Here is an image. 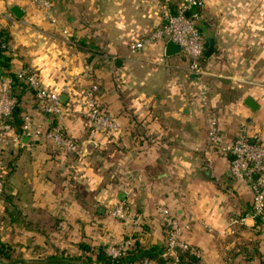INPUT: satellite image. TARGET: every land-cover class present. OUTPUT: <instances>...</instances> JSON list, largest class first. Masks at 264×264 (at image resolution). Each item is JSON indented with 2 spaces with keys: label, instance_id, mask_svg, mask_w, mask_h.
Segmentation results:
<instances>
[{
  "label": "crops",
  "instance_id": "crops-1",
  "mask_svg": "<svg viewBox=\"0 0 264 264\" xmlns=\"http://www.w3.org/2000/svg\"><path fill=\"white\" fill-rule=\"evenodd\" d=\"M164 4L171 13L178 0H53L49 12L28 0H0L6 41L1 72L35 71L46 88L67 97L65 134L82 150L88 139L98 144L78 156L28 137L27 146L5 152L7 195L0 198V213L8 214L16 253L11 264H51L52 256L81 257V245L107 251L129 238L165 250L160 205L181 222L201 264L264 261L253 190L231 175L230 155L209 147L187 58L166 56L165 44L130 50L166 23ZM197 24L206 41L214 40L203 78L224 140L246 134L264 146V0H206ZM229 52H237V95L235 78L226 73V60L235 61ZM93 85L100 108L116 123L111 136L94 134L81 112ZM248 98L255 109L246 105ZM24 106L33 127L44 132L56 122L33 95ZM118 205L134 223L112 216Z\"/></svg>",
  "mask_w": 264,
  "mask_h": 264
},
{
  "label": "built area",
  "instance_id": "built-area-1",
  "mask_svg": "<svg viewBox=\"0 0 264 264\" xmlns=\"http://www.w3.org/2000/svg\"><path fill=\"white\" fill-rule=\"evenodd\" d=\"M28 1L45 12H49L53 8V0ZM205 2L206 0H178L174 14H171L168 6L164 4L166 23L150 35L132 42L130 50L132 53H137L155 44L166 45L169 40L181 47L180 52L187 58L189 70L196 77V97L205 112L209 147L219 154L230 155L231 175L236 180L250 183L253 190L252 215L264 227V191L262 189L264 187V146L256 136L249 137L246 134L239 135L232 142H226L211 109L210 86L203 78L206 72L201 61L202 56L205 55V39L197 28V20ZM4 46L0 27V49ZM18 77L24 80L35 92L36 102L42 111L55 116L56 122L52 124L49 130L43 132L40 127H33L30 115L24 114L22 131L17 133L10 122L12 111L17 106V96L14 92L15 80L12 76L3 74L0 70V198L4 194L3 179L7 170L5 152L11 147L23 148L27 146V143L23 141L25 136L33 139L45 138L66 153L82 156L80 145L65 134L64 119L67 110L62 104L59 93L46 88L42 84L39 75L32 69H24ZM97 91V85H93L85 93V108L81 112L89 120L94 134L105 137L111 136L116 132L117 126L115 121L100 108L96 97ZM157 212L166 231L165 250L161 257H172L177 262V251H182L201 259V252L184 239L183 225L168 208L160 205ZM112 216L134 223L132 214L123 205L116 206L112 211ZM133 243L134 239L129 238L123 243L108 248L107 253L118 257ZM141 264L157 263L147 260Z\"/></svg>",
  "mask_w": 264,
  "mask_h": 264
},
{
  "label": "trees",
  "instance_id": "trees-1",
  "mask_svg": "<svg viewBox=\"0 0 264 264\" xmlns=\"http://www.w3.org/2000/svg\"><path fill=\"white\" fill-rule=\"evenodd\" d=\"M197 28L200 31V27L197 24ZM202 34V33H201ZM3 32H2V37H3ZM203 36V35H202ZM3 42L5 44L4 47H2L0 49V70L1 67H5V64L2 63V54L6 51V41L3 38ZM207 45V41L205 39V46ZM206 60L205 55L202 56L201 61L203 63V61ZM6 74V73H5ZM12 76V75H10ZM15 80V94L17 96V106L13 109L12 111V116L10 119L11 124L14 126V128L16 129L17 133H21L22 131V118L23 115L26 112L25 109V100L27 97V94L29 95H33L35 103L36 102V96H35V92L29 87V85L24 82V80H22L20 77L18 76H12ZM77 142V141H76ZM77 144H79L77 142ZM80 145V144H79ZM5 196L7 195V192L4 191ZM257 229L258 232L260 234H264V227L261 226V223L259 220H257ZM5 245L3 244V242L0 239V252H1V256H0V261L2 260V258H9L10 255L7 254L6 252H4L5 249ZM9 248V247H8ZM81 248L83 250V254L81 257H69V259L67 258H57L52 256L49 259V263L51 264H141L144 261H166V262H172L174 261V258L172 257H168L166 258V260L162 259L160 257V254L164 251V248L162 247L161 249H157L156 247H150L147 248L145 246H143L142 244L139 243L138 240L134 239V243L133 245L128 248L127 250H125V252L118 256V257H114L110 254L107 253V251L105 250V248H93V247H88V246H82ZM9 255V256H8ZM177 261L180 264H201L200 259L194 257L193 255H191L188 252H182V251H177ZM258 264H264V261L259 262Z\"/></svg>",
  "mask_w": 264,
  "mask_h": 264
},
{
  "label": "water",
  "instance_id": "water-1",
  "mask_svg": "<svg viewBox=\"0 0 264 264\" xmlns=\"http://www.w3.org/2000/svg\"><path fill=\"white\" fill-rule=\"evenodd\" d=\"M12 12L17 18H21L23 16V11L18 6H14L12 8ZM171 14H174L173 9L171 10ZM180 51H181V47L171 40H169L165 45V55L166 56L176 55V54L180 53ZM213 51H214V40H213V38H209L207 40V45H206V49H205V57H210L213 54ZM117 65H119V62ZM66 99H67V97L65 95H63L61 97V101L63 103L66 102ZM245 103L250 108L255 109V107H256V104L250 98H248L245 101ZM26 139H27V137L25 136L23 138V141ZM97 145H98L97 142L93 139H88V140L84 141L83 145H82L83 146V150H82L83 156H88L89 154H91L94 151V149L97 147ZM123 198H124V193L121 192L119 194V199H123Z\"/></svg>",
  "mask_w": 264,
  "mask_h": 264
},
{
  "label": "rangeland",
  "instance_id": "rangeland-1",
  "mask_svg": "<svg viewBox=\"0 0 264 264\" xmlns=\"http://www.w3.org/2000/svg\"><path fill=\"white\" fill-rule=\"evenodd\" d=\"M228 57L235 59V61H232V60L228 61V59L226 60V66L228 64L227 67L229 70V71L227 70L226 73H227V76H231L230 77L231 79L235 78V82L233 84V89H234L233 94L237 95V61H236L237 60V52H235V53L229 52ZM6 172H7V170H6ZM5 176H6V174L4 173V177ZM5 213H9V212H5ZM7 220H8V214L4 215L3 213H0V239L3 242V244L6 246L4 249V252H6L7 254L10 255L9 258H5V257L2 258V260L0 261V264H11L12 258L16 254L15 251L12 249V246L14 247V244L10 239V234H9L10 229L7 226H5ZM0 256H1V252H0ZM24 264H26V263H24Z\"/></svg>",
  "mask_w": 264,
  "mask_h": 264
}]
</instances>
